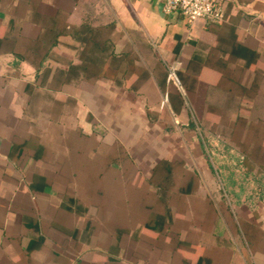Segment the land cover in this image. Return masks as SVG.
Returning <instances> with one entry per match:
<instances>
[{"label": "crops", "instance_id": "obj_1", "mask_svg": "<svg viewBox=\"0 0 264 264\" xmlns=\"http://www.w3.org/2000/svg\"><path fill=\"white\" fill-rule=\"evenodd\" d=\"M19 1L26 0H0V264H106L105 231L73 235L53 224L57 220L73 230L85 218L72 212L70 220L63 219L73 190L78 195L84 191L69 187L70 174L62 172L58 154L52 158L51 153L24 148L35 131L38 101L31 102V94L43 92L54 71L69 67L73 73L66 80L71 84L55 92L59 98L76 99L77 120L86 133L119 141L145 176L162 159L183 161L199 177L197 193L214 200L216 224L209 223L208 208L198 220L190 209L187 229L169 235V241L217 247L210 253L213 264H264V155L263 165L241 153L231 155L232 163L222 169L231 179V201L216 199L204 186L210 170L203 163L204 151L191 159L175 131L215 129L206 119L207 107L224 106L227 92L205 80L190 89L181 84L180 89L168 79L173 65L186 85L188 66L193 73L204 65L207 75H219L229 65L243 67L241 81L258 82L260 92L248 105L247 118L264 120V76L257 78L256 72L264 74V0H217L224 21L193 23L179 12L166 13L164 0H33L35 9L25 8L24 20L18 22L13 19ZM55 15L65 35L37 70L17 56L9 37L19 23L22 35L35 38L43 32L46 17ZM84 33L92 35L87 44L82 42ZM84 66L90 72H83ZM239 105L235 96L231 119L239 114ZM89 209L95 215L96 207ZM165 239L124 231L113 240L120 249L111 256L120 264H170L160 247ZM192 257L187 249L191 262Z\"/></svg>", "mask_w": 264, "mask_h": 264}, {"label": "trees", "instance_id": "obj_2", "mask_svg": "<svg viewBox=\"0 0 264 264\" xmlns=\"http://www.w3.org/2000/svg\"><path fill=\"white\" fill-rule=\"evenodd\" d=\"M35 4L36 1L33 0L22 3L19 1L14 6L18 16L13 20H24V9L34 10ZM10 24L13 26L12 22ZM62 27L59 16H47L43 23V32L32 38L20 33L18 23L14 28L15 34L9 37V44L13 45L17 56L29 60L40 70L59 43L60 37L65 35ZM81 35L82 42L86 44L89 36L92 37L90 33ZM196 67L193 73L191 66L187 67V85L178 75L181 84L190 89L199 80H205L225 90L226 104L222 107L208 105L206 119L212 123L214 130L221 132L226 138L223 140L226 146L234 147L255 163L263 165L261 157L264 155V120L254 123L247 118L250 110L248 105L260 94L259 83L248 85L242 82L239 71L243 67L238 70L236 66H225L219 75H207L204 65ZM69 68L54 71V76L45 90L31 94V102L38 101L32 121L35 131L31 133L29 142L26 141L27 147H24L35 154L40 151L51 153L52 158L58 154L57 157L62 162V172L69 171V187L84 191L78 195L73 190V195L67 200L68 205L63 206V219L70 220L72 212L85 216L82 227L71 230L66 223L57 224V220L53 224L73 235H78L83 230H91L92 234L105 231L106 247L109 250L106 264H120V259L111 254L118 253L120 247L114 246L113 240L117 241L118 235L124 231L134 235L142 232L149 239L166 238L160 247L167 252L166 257L170 264H213L211 254L217 247L210 249L176 238L169 241V235H177L187 229L186 217L190 209L195 214L194 220H198L200 217L204 218L203 213H206L202 209L208 208L209 223L216 224L218 211L214 200L208 195L197 193L200 185L197 173L191 172L183 161L162 159L152 167L151 175L145 176L135 168L127 148L119 141H107L104 138L100 140L95 131L86 133L77 120L76 99L71 96L59 98L55 92L57 87L71 84L66 80L73 73V68ZM82 70L85 73L90 72L88 66H84ZM256 72L257 78L264 76L259 71ZM235 96L240 98L239 114L231 119L230 102ZM217 126L226 128L218 130ZM72 155L75 160L73 165ZM90 206L96 207L95 215L89 212ZM209 227L211 228L210 225ZM187 249L193 252L192 262L187 258Z\"/></svg>", "mask_w": 264, "mask_h": 264}, {"label": "rangeland", "instance_id": "obj_3", "mask_svg": "<svg viewBox=\"0 0 264 264\" xmlns=\"http://www.w3.org/2000/svg\"><path fill=\"white\" fill-rule=\"evenodd\" d=\"M176 87L177 84L173 83ZM181 89V87H179ZM166 103V100L163 102ZM110 132V131H109ZM176 136L180 139V148L184 149L186 154L192 159L199 155L200 150L204 151V164L208 165V177L204 186L216 199L223 198L224 201H231L230 178H225L222 169L227 168L232 163L231 155L240 154V152L231 146L222 143L226 138L219 131L214 129H204L192 127L187 130H176ZM111 133V132H110ZM200 144H202L200 146ZM188 148V151H187ZM225 164V165H224ZM224 165V168L222 166ZM230 169V167H228ZM222 174V175H221Z\"/></svg>", "mask_w": 264, "mask_h": 264}, {"label": "built area", "instance_id": "obj_4", "mask_svg": "<svg viewBox=\"0 0 264 264\" xmlns=\"http://www.w3.org/2000/svg\"><path fill=\"white\" fill-rule=\"evenodd\" d=\"M163 10L166 13L179 12L192 23L197 21L222 22L225 20L224 9L217 0H164ZM177 69V65L170 67L168 79L182 88Z\"/></svg>", "mask_w": 264, "mask_h": 264}]
</instances>
